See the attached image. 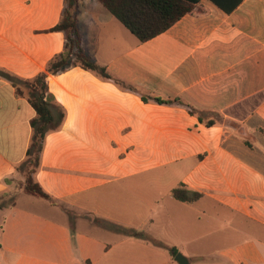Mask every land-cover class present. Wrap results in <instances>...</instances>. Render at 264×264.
Wrapping results in <instances>:
<instances>
[{"label": "crops", "instance_id": "crops-1", "mask_svg": "<svg viewBox=\"0 0 264 264\" xmlns=\"http://www.w3.org/2000/svg\"><path fill=\"white\" fill-rule=\"evenodd\" d=\"M63 8L0 0V69L43 72L64 49ZM76 17L111 78L48 77L65 118L33 177L50 199L22 191L0 209V264H264V0L231 13L200 0L144 43L97 0H79ZM34 117L0 77V197L16 190Z\"/></svg>", "mask_w": 264, "mask_h": 264}, {"label": "trees", "instance_id": "trees-1", "mask_svg": "<svg viewBox=\"0 0 264 264\" xmlns=\"http://www.w3.org/2000/svg\"><path fill=\"white\" fill-rule=\"evenodd\" d=\"M110 13L117 18L122 25L130 31L141 43L166 32L178 20L191 13L195 4L200 0H97ZM226 13H231L241 3V0H210ZM79 0H64V8L60 21L53 28L54 31L62 32L65 36V45L62 52L55 55L46 65L43 72L32 79H22L4 69H0V77L7 80L14 88L16 95L25 97L35 111V117L30 125L32 135L26 153L25 160L17 170L25 174L23 192L34 197L49 200L50 197L35 182L34 174L39 167L40 154L43 150L45 137L48 133L58 130L65 118V111L57 105L54 97L48 89V77L65 72L72 67H80L84 70L95 72L103 78H111L104 68L97 67L84 53L80 44V35L77 28V7ZM144 101L147 98L142 97ZM158 103H169L154 98ZM174 198L180 201L196 199L199 195L187 196L183 189L172 192ZM12 205V204H11ZM6 207L1 204L0 209ZM124 235L142 237L144 240L165 247L161 242L149 238L143 234L131 230L114 227ZM175 255V249H169Z\"/></svg>", "mask_w": 264, "mask_h": 264}, {"label": "rangeland", "instance_id": "rangeland-1", "mask_svg": "<svg viewBox=\"0 0 264 264\" xmlns=\"http://www.w3.org/2000/svg\"><path fill=\"white\" fill-rule=\"evenodd\" d=\"M25 174L24 172L23 173H20L18 172V176H17V180H16V183H15V191L10 193V194H6L5 196H2L0 197V205L3 204L5 206H10L11 204H14V201H15V197L17 195V193H20L23 191V185H24V182H25ZM29 203V201H26V200H22V199H19V204L22 206V207H25L27 206Z\"/></svg>", "mask_w": 264, "mask_h": 264}, {"label": "water", "instance_id": "water-1", "mask_svg": "<svg viewBox=\"0 0 264 264\" xmlns=\"http://www.w3.org/2000/svg\"><path fill=\"white\" fill-rule=\"evenodd\" d=\"M176 261L178 262V264H186L185 259L180 254L176 256Z\"/></svg>", "mask_w": 264, "mask_h": 264}]
</instances>
